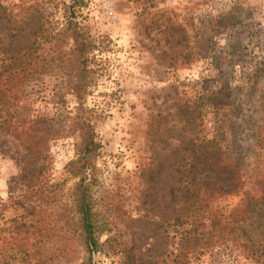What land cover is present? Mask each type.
<instances>
[{
    "label": "rangeland",
    "instance_id": "1",
    "mask_svg": "<svg viewBox=\"0 0 264 264\" xmlns=\"http://www.w3.org/2000/svg\"><path fill=\"white\" fill-rule=\"evenodd\" d=\"M2 1L23 13L39 3L56 26L65 19L63 2H70L57 0L53 9L43 0ZM154 1L85 0L76 11L101 42L86 105L101 144L92 200L104 228L100 241H111L93 262L264 264V0ZM32 37L7 38L9 52L24 51ZM56 77L12 90L18 120L53 124L75 115L65 86L55 98ZM77 140L74 134L49 142L42 176L56 195L45 208L61 213L58 226L66 230L77 181L66 165L76 157ZM36 164L35 154L0 131L1 223L21 213L11 197L23 193ZM230 172L225 188L212 192L215 178ZM44 226L13 240L4 232L0 257L30 244L31 264H83L76 233ZM66 244L71 260L60 252Z\"/></svg>",
    "mask_w": 264,
    "mask_h": 264
},
{
    "label": "trees",
    "instance_id": "2",
    "mask_svg": "<svg viewBox=\"0 0 264 264\" xmlns=\"http://www.w3.org/2000/svg\"><path fill=\"white\" fill-rule=\"evenodd\" d=\"M43 1L52 3L49 6L53 9L59 7L57 0ZM132 1L144 3L146 0ZM147 1L151 2L150 6L155 5L154 0ZM63 3L65 19L61 25L56 26L50 20L53 12H45L43 5L41 10H38L39 3L25 6L26 10L23 13L11 10L0 0V131L15 137L28 151L37 156V164L32 175L22 182L23 193L11 197L12 205L21 210V213L11 218L9 224L0 221V241L5 237L4 232L12 234L10 239L13 240L16 238L14 234H26L28 229L34 226L41 233L43 225L44 228L50 229L59 227L66 232V236L68 231L79 236L80 245L85 253L82 258L83 264H95L93 255L103 251L111 241L110 238L104 243L100 241L99 233L104 228L102 229L97 223L92 200V173L96 167L101 144L96 138L93 124L94 110L86 105L89 88L97 79V70L92 63L96 51L101 49V42L92 35L88 25L76 18V11L86 5L85 0H70L69 3ZM34 6L37 11L29 15ZM34 21L33 28L31 23ZM22 33H30L33 36L31 44L24 51L9 52L7 38H15ZM42 75L57 76L56 80L59 82L55 86V98L63 97L59 90L64 86L67 93L74 96L77 103L76 113L69 120L50 124L42 120L16 118L11 99L12 90ZM74 134L78 138L75 144L76 157L66 165V169L70 177L77 181L71 192V205L66 208L70 210L65 209L74 213L70 220L63 222L69 229L66 230L64 225L58 226L63 221L61 213L52 216V213H48L45 208L46 203L56 195L53 193L55 185L46 186L47 182L42 180V176L48 167L49 142ZM232 177L234 175L230 172L228 177L215 178L212 192L224 189L225 182ZM37 223L38 226L35 225ZM242 231L247 234L244 228ZM29 245L16 244L0 257V264L13 261L18 255H21L24 264H31V259L28 257L34 253L30 249L32 245ZM68 245L66 244L65 249L60 252L67 260H71L73 256ZM42 262L41 259L36 264Z\"/></svg>",
    "mask_w": 264,
    "mask_h": 264
}]
</instances>
